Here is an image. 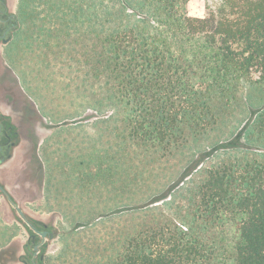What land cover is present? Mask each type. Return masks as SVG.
<instances>
[{
	"label": "trees",
	"instance_id": "obj_1",
	"mask_svg": "<svg viewBox=\"0 0 264 264\" xmlns=\"http://www.w3.org/2000/svg\"><path fill=\"white\" fill-rule=\"evenodd\" d=\"M35 1L21 2V26L5 49L16 43L18 64L34 34L46 47L63 36L89 40L86 83L93 87L94 78L102 91L89 95L87 106L125 114L119 163L130 154L141 162L153 152L167 157L198 140L238 103L246 83L264 82V0H206L205 17L189 14L190 0H42L43 17ZM79 61L72 57L73 65ZM250 142L261 145L258 154L205 168L185 192L101 212L76 226L58 264H264V107L226 148L251 151ZM91 150L78 167L96 176L102 164ZM127 213L130 221L100 238L79 233Z\"/></svg>",
	"mask_w": 264,
	"mask_h": 264
},
{
	"label": "rangeland",
	"instance_id": "obj_2",
	"mask_svg": "<svg viewBox=\"0 0 264 264\" xmlns=\"http://www.w3.org/2000/svg\"><path fill=\"white\" fill-rule=\"evenodd\" d=\"M35 3L43 17L42 0ZM188 11L193 17H205L206 0H190ZM93 14L97 15V12ZM15 33L12 34L14 40ZM44 35L47 33L42 32L39 36ZM37 36L34 34L33 39L24 42L20 53L22 63L17 64L14 59L19 54L15 42L11 52L5 49L9 44L1 46L0 66H5L8 72L0 68V108L6 117L20 122L21 132L17 146L19 156L2 169L3 179L28 218L48 223L54 233V237L47 240L42 264L63 262L64 257L60 259V254L72 239L68 233L101 212L128 209L138 201H143L138 204H146L168 192L174 195L182 190L185 192L205 168L260 152L258 142L246 145L251 151L231 150L226 146L264 107V82L246 83L238 103L227 111L215 129L198 140H189L167 157L153 152L145 158L142 156L141 162L131 161L130 154L119 163L121 157L115 153L121 142L118 135L120 120L125 114L111 107L102 113L87 106L91 94L102 91L94 78L90 77L93 87L86 83L89 78L83 60L85 44L88 46L89 40L84 42L78 37L74 41L75 38L63 36L51 38V46L46 47ZM41 52H46L48 58L42 57ZM74 55L80 60L79 66L72 64ZM13 80L20 84L24 99L13 87ZM10 91L13 92L9 94ZM19 109H23L24 117ZM92 148L96 161L102 164L96 176L88 175L78 167L80 155L92 153ZM31 156L37 159L34 169L31 168ZM91 166L96 172L94 164ZM137 174L140 177L135 184L132 180ZM0 214L2 219L12 222L7 224L6 232L16 235L12 240H8V236L0 241V264H11L19 256L33 251L24 247L29 227L4 197L0 201ZM120 216L109 218L106 224L96 220L93 226L80 227L78 232L85 239L100 238L115 229L118 223L125 224L132 219L129 213Z\"/></svg>",
	"mask_w": 264,
	"mask_h": 264
},
{
	"label": "flooded vegetation",
	"instance_id": "obj_3",
	"mask_svg": "<svg viewBox=\"0 0 264 264\" xmlns=\"http://www.w3.org/2000/svg\"><path fill=\"white\" fill-rule=\"evenodd\" d=\"M14 0H0V48L2 45H6L12 39V34L15 32L20 24L19 14L13 4ZM1 62V60H0ZM18 93H21L19 88L16 89ZM20 95L24 99L23 93ZM23 115V109H19ZM10 116V115H9ZM31 123V122H29ZM20 122L13 121L11 118L6 117L3 110L0 108V157L4 158L5 163L11 159L15 153V149L18 146V140L21 139ZM0 164V165H1ZM0 193L1 190H0ZM36 226L35 229L30 227L29 236L25 244V248L32 249V253L26 252L25 254L16 258L12 264H42L46 252L44 249L47 246V240L53 235L48 223H41L37 220H31ZM41 232H47L46 239L42 243L43 237ZM39 245L38 249L36 246Z\"/></svg>",
	"mask_w": 264,
	"mask_h": 264
},
{
	"label": "crops",
	"instance_id": "obj_4",
	"mask_svg": "<svg viewBox=\"0 0 264 264\" xmlns=\"http://www.w3.org/2000/svg\"><path fill=\"white\" fill-rule=\"evenodd\" d=\"M23 0H14V2H13V4H14V6H15V8L17 9V11H18V14H19V11H20V6H21V2H22ZM21 25L19 24V27H20ZM18 27V28H19ZM17 31V30H16ZM14 33V32H13ZM12 39H13V35H12ZM12 39L10 40V42L12 41ZM10 42H8L7 44H9ZM6 44V45H7ZM6 45H3V46H6ZM0 60L2 61V59L0 58ZM0 68L4 71V72H6L7 71V68L5 67V66H3V65H1L0 66ZM8 72V71H7ZM10 73V72H9ZM11 76H12V79H13V75L11 74ZM3 77V75L1 74V78ZM6 81V79L4 78L3 79V82L4 83H6L5 82ZM16 81H14L13 80V87H16V89H17V87L19 88V90H20V92L21 93H23L22 92V89L20 88L21 86H20V84L18 83L17 84V82L15 83ZM9 85V84H8ZM10 86V85H9ZM11 92H13V91H10L9 92V94L11 93ZM24 95V94H23ZM8 97V96H7ZM19 155H18V147L15 149V153H14V155H13V157L11 158V159H9V160H7L5 163H3V164H1L0 165V184L3 186V187H5L6 189H7V191L11 194V196H12V198L18 203V201L16 200L17 198L15 197V195L12 193L13 191H11V190H9L8 189V186H7V183L4 181V179H3V176H2V169H4L5 167H7L9 164H10V162H12L14 159H15V157L17 158ZM31 160H33V163L31 164V168L32 169H34V168H36V162H37V159H35L33 156H31V158H30V161ZM30 161H29V163H30ZM33 172V171H32ZM1 197H0V201H1V199L4 197L6 200H7V202H9V200L3 195V193H2V195H0ZM10 203V202H9ZM11 204V203H10ZM12 205V204H11ZM18 205H19V203H18ZM13 206V205H12ZM20 206V205H19ZM14 207V206H13ZM21 207V206H20ZM15 208V207H14ZM22 208V207H21ZM23 209V208H22ZM24 210V209H23ZM25 212V211H24ZM26 214V213H25ZM2 217V215L0 214V241H1V239L2 238H4V237H8V240H12L16 235L15 234H11L10 232H6V230H7V224H10V223H12V222H9V221H7V220H4V219H2L1 218ZM9 233H10V235H9ZM53 233V232H52ZM54 234V233H53ZM15 235V236H14ZM52 237V236H51ZM24 246H25V244H24ZM12 264V263H11Z\"/></svg>",
	"mask_w": 264,
	"mask_h": 264
},
{
	"label": "water",
	"instance_id": "obj_5",
	"mask_svg": "<svg viewBox=\"0 0 264 264\" xmlns=\"http://www.w3.org/2000/svg\"><path fill=\"white\" fill-rule=\"evenodd\" d=\"M4 161V158L0 157V164ZM0 190L3 193V195L9 200V202L16 208V210L18 211V213L20 214L21 218L24 220V222L27 224V226L30 228L32 227L33 229L36 228V226L34 225V223L28 218V216L25 214L24 210L18 205V203L12 198L11 194L7 191V189L5 187H3L0 184ZM39 233H41L43 240L42 243L44 242V240L46 239V233L47 232H41L39 231ZM52 237H54V234L52 235ZM39 245L36 246V249H38Z\"/></svg>",
	"mask_w": 264,
	"mask_h": 264
}]
</instances>
